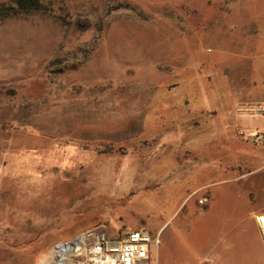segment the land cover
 I'll use <instances>...</instances> for the list:
<instances>
[{"label": "rangeland", "instance_id": "374dc122", "mask_svg": "<svg viewBox=\"0 0 264 264\" xmlns=\"http://www.w3.org/2000/svg\"><path fill=\"white\" fill-rule=\"evenodd\" d=\"M33 1L0 0V264L86 229L147 231L148 264H264V143L247 139L264 131L236 126L238 155L204 147L264 103L244 97L264 0ZM208 162L236 166L195 178Z\"/></svg>", "mask_w": 264, "mask_h": 264}, {"label": "built area", "instance_id": "2783aa9c", "mask_svg": "<svg viewBox=\"0 0 264 264\" xmlns=\"http://www.w3.org/2000/svg\"><path fill=\"white\" fill-rule=\"evenodd\" d=\"M234 114L264 118V103H239L234 107ZM247 139L259 145L264 143V136ZM203 202L206 199L202 198L198 204ZM157 242L147 231L129 230L122 236L110 237L101 231L86 229L73 239L54 244L51 248L56 247L60 252L45 264H148L149 246Z\"/></svg>", "mask_w": 264, "mask_h": 264}, {"label": "crops", "instance_id": "0c3cea01", "mask_svg": "<svg viewBox=\"0 0 264 264\" xmlns=\"http://www.w3.org/2000/svg\"><path fill=\"white\" fill-rule=\"evenodd\" d=\"M262 49H264V47H262ZM254 68L256 71V82H257V87L255 88V91H248L246 94H244L245 98L248 99H264V81H262V78L264 76V57L257 59L254 62ZM227 106L226 108L222 109V112H220L221 114H226V109L230 108V104L226 103ZM233 116V115H232ZM230 117L231 121H226L223 125L224 129L222 128L220 132H208L204 135V139L206 140V142L204 143V147H205V152L206 155H211L213 154V141L214 140H219L221 141V143L219 144L220 146V154L223 155V153H227L228 151L231 152H235L236 155L239 154V152H241V149H233L232 147H230V141H239L241 139L240 134H238L237 132H235V128L236 126H242V128L244 129H248L249 131H254L256 129H261L264 131V118L263 117H253V118H242V117ZM233 118V119H232ZM216 149V148H215ZM217 150V149H216ZM202 165H207L210 166L211 168L208 170H205L204 168H202ZM219 167V169H215V167ZM236 166V165H235ZM235 166H229L228 164L224 165H217V164H213V163H200V164H195L193 172L194 175L197 174V176H195V178H203L207 175V173H214V172H229L232 170V168L234 169ZM201 172V173H200ZM190 177V176H189ZM188 178V177H186ZM184 181V180H181ZM175 183V180L172 181V184ZM196 190H194L190 195L192 194H198L200 192L203 191L202 186L200 187H196ZM206 199V202H203L202 204H197L199 209H203V207H206L205 209H203L204 211L208 210L209 207L212 205H214L215 201L212 199H208V198H204ZM201 200V199H199ZM198 200V201H199ZM214 201V202H213ZM254 216V220L257 224L258 227V231L259 234L261 235V228L260 225L258 223V217L260 216H264V211L262 212H257L255 214H253ZM260 228V229H259ZM264 246V245H263ZM264 249V247H263ZM221 264V261L219 262L216 258L211 260L210 262L206 263V264Z\"/></svg>", "mask_w": 264, "mask_h": 264}, {"label": "bare ground", "instance_id": "6f19581e", "mask_svg": "<svg viewBox=\"0 0 264 264\" xmlns=\"http://www.w3.org/2000/svg\"><path fill=\"white\" fill-rule=\"evenodd\" d=\"M258 223L260 225L261 231L264 235V216L258 217ZM60 251L56 247L49 249V251L42 254L38 260V264H45L47 259L51 258L54 254H58ZM57 264H61V262H58Z\"/></svg>", "mask_w": 264, "mask_h": 264}, {"label": "trees", "instance_id": "16d2710c", "mask_svg": "<svg viewBox=\"0 0 264 264\" xmlns=\"http://www.w3.org/2000/svg\"><path fill=\"white\" fill-rule=\"evenodd\" d=\"M35 1L30 0V1H26V0H16V4L20 7H23L25 4L26 5H30L33 4Z\"/></svg>", "mask_w": 264, "mask_h": 264}]
</instances>
